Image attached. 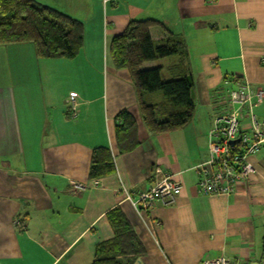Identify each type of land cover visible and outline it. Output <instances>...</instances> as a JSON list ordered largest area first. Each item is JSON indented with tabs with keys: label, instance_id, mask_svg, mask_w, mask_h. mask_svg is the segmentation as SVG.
<instances>
[{
	"label": "crops",
	"instance_id": "0c3cea01",
	"mask_svg": "<svg viewBox=\"0 0 264 264\" xmlns=\"http://www.w3.org/2000/svg\"><path fill=\"white\" fill-rule=\"evenodd\" d=\"M36 1L81 21L84 46L66 60L39 58L31 43L0 44V264H92L96 247L114 237L107 214L117 207L145 248L139 264H202L220 256L264 264V145L249 158L254 173L230 196L200 195L194 171L207 155L214 117L230 109L226 90L246 81L264 91V0ZM145 20L163 25L151 29L155 44L168 30L187 47L196 109L184 129L166 135L142 123L127 70L108 61L95 89L89 79L97 72L80 65L90 63L94 38L101 47ZM162 59L177 77L184 66ZM124 110L137 119L139 144L121 153L116 118ZM253 112L263 121L264 101ZM246 113L240 124L250 132ZM98 148L111 152L116 173L92 187ZM158 169L183 185L181 194L170 205L136 211L122 188L136 198ZM75 183L88 187L73 192Z\"/></svg>",
	"mask_w": 264,
	"mask_h": 264
},
{
	"label": "trees",
	"instance_id": "16d2710c",
	"mask_svg": "<svg viewBox=\"0 0 264 264\" xmlns=\"http://www.w3.org/2000/svg\"><path fill=\"white\" fill-rule=\"evenodd\" d=\"M155 26L163 27L152 20L132 21L112 39L110 56L115 69L130 74L138 114L147 131L166 135L184 129L192 121L196 105L192 76L185 69L188 53L184 38L167 30V37L155 44L151 38ZM7 43H31L42 59L73 60L84 46V25L36 0H0V44ZM168 57L176 58L179 67L184 66L171 80H163L161 68H142L145 63ZM116 119L120 151L130 152L139 144L137 119L129 110L120 112ZM115 173L111 152L106 148L94 150L89 179ZM107 219L114 237L96 247L92 264H139L145 248L125 213L117 207L108 212Z\"/></svg>",
	"mask_w": 264,
	"mask_h": 264
},
{
	"label": "built area",
	"instance_id": "2783aa9c",
	"mask_svg": "<svg viewBox=\"0 0 264 264\" xmlns=\"http://www.w3.org/2000/svg\"><path fill=\"white\" fill-rule=\"evenodd\" d=\"M230 82L225 80V85ZM230 109L214 117L213 127L209 133V146L205 159L194 169L197 178V191L202 196H230L239 185L249 180L254 173V167L249 158L257 156L264 145V120L261 121L253 112L254 107L264 101L262 89L253 90L248 82L237 84V89H227ZM77 97L69 99L70 118L77 117ZM247 112L252 130L245 132L241 128V115ZM92 187L99 184L98 180L91 182ZM87 185L75 183L73 192H82ZM183 185L174 178L166 175L160 169L156 171L153 185L136 198L128 190L125 191L136 211L147 210L155 202L170 205L179 197ZM20 227V223H14ZM159 225L157 224V227ZM202 264H237L231 259L220 256L208 259Z\"/></svg>",
	"mask_w": 264,
	"mask_h": 264
},
{
	"label": "rangeland",
	"instance_id": "374dc122",
	"mask_svg": "<svg viewBox=\"0 0 264 264\" xmlns=\"http://www.w3.org/2000/svg\"><path fill=\"white\" fill-rule=\"evenodd\" d=\"M97 34H100V33H97ZM103 38H104V35H103ZM94 43H93V47L91 49V51H89V57H88V62H85V63H82L80 62V65L82 64L83 66H89V69H92V70H95L97 73L96 75H98V77L96 75H92L90 76V82H91V86L93 88H98V85H99V77H103V72L105 69V67L107 66V62L109 61V63H111V56H110V43L109 42L108 44H102V46L100 47L99 46V43L97 42V40L94 38L93 39ZM170 65H174L173 63H169ZM159 66H163L165 67L163 69V72L161 73L162 77H163V80L164 81H168V80H171L173 77H171V74L173 73L172 70H169V66L167 65V60L166 59H161V60H156V61H153V62H148V63H145L143 69L145 68H157ZM69 99H70V96H69ZM70 117V115H69ZM78 117V116H77ZM76 118H72V120H75L77 119ZM212 129V128H211ZM208 136H209V133H208ZM208 146H209V139H208V142L206 143V150L208 149ZM204 147L201 149L204 150L205 149ZM205 150V151H206ZM128 190L126 189L125 187L122 188V191H123V194L125 195V191ZM18 223H20V229L24 230L26 227L25 226H22L21 222L18 221Z\"/></svg>",
	"mask_w": 264,
	"mask_h": 264
},
{
	"label": "bare ground",
	"instance_id": "6f19581e",
	"mask_svg": "<svg viewBox=\"0 0 264 264\" xmlns=\"http://www.w3.org/2000/svg\"><path fill=\"white\" fill-rule=\"evenodd\" d=\"M208 150V149H207Z\"/></svg>",
	"mask_w": 264,
	"mask_h": 264
}]
</instances>
